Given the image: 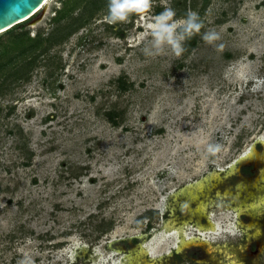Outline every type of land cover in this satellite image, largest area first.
<instances>
[{
  "label": "rangeland",
  "instance_id": "374dc122",
  "mask_svg": "<svg viewBox=\"0 0 264 264\" xmlns=\"http://www.w3.org/2000/svg\"><path fill=\"white\" fill-rule=\"evenodd\" d=\"M62 1L15 30L40 45L0 33V54L29 48L0 70V264H264L263 215L256 237L227 232L259 193L236 162L264 163V0H149L124 18L69 0L56 20ZM214 173L189 191L229 193L207 210L219 232L178 251L207 226L181 193Z\"/></svg>",
  "mask_w": 264,
  "mask_h": 264
},
{
  "label": "bare ground",
  "instance_id": "6f19581e",
  "mask_svg": "<svg viewBox=\"0 0 264 264\" xmlns=\"http://www.w3.org/2000/svg\"><path fill=\"white\" fill-rule=\"evenodd\" d=\"M47 1L48 0H45L44 2H42V4L32 14H30L29 17H27L25 19H22V20H26V19L32 18L36 14V12L39 10V8H41ZM22 20H20V21H22ZM258 142H259V140H258ZM260 143L261 142H259V144ZM252 151H253L252 149H249V152H252ZM251 157H253V154H250V153L249 154H246L245 153L244 155H242L240 157V160H238V162H236V164L239 163V162H241V161L247 160V159H249ZM232 168H233V166L231 167V170H232ZM201 180L202 181H200L198 183L191 184V185H187V188L183 189L184 192L181 193V194H185L186 193L187 195H192L191 192H192L193 188L194 189H197L198 188L201 191H203L202 190L203 189L202 188V185H203L204 182H207L208 180H209V183L210 182H213L214 183V182H220L221 181V179L219 177V173H214L213 175H210L208 178H202ZM263 182H264V172H262V174L259 177V179H257L256 182H255L256 183V188L259 191V193L257 195H252L249 198V201L248 202L246 201L247 203H245V204L243 202H242V204H240V202L238 200L235 201L237 206L234 207L232 209V211H233V214H234L235 221H236V223L238 225L235 228L236 229V232L230 231V229L227 230V232H228L229 235H234L235 233H237L238 231H240L239 226L244 227L246 230H254L249 235L250 238L256 237L259 234V231L256 230L255 223L254 224L253 223L252 224L249 223V224H246L245 225V224H243L239 220L242 217L241 215L243 213L249 215L251 219H254V217L261 216L262 214H264V185H262ZM198 186H200V187H198ZM191 188H192V190L189 191V189H191ZM192 196H194V195H192ZM225 196H228V194L226 193ZM192 199L195 200L196 197L194 196ZM198 206H200V202L198 203ZM200 207H202L201 209L205 212V210H206V203H205V205L203 204V206H200ZM202 210H199V211H202ZM231 228H233L232 224H231ZM196 231H199L198 234L205 237L204 240L202 238L201 239L191 238L189 235H185V234H177L176 237H175L174 243H173L174 246H175V248H177L178 251H181V250L186 249L188 246H194L195 244L196 245L197 244H202V243H204L207 240L208 235H206V234H214V235H217L218 232H219V229L217 228V225L211 221V215H210V216H208V224L205 227V229L204 228L203 229L202 228H197ZM200 240H202L203 242L202 241L200 242ZM166 246H168V245H166ZM146 253L148 255H150L151 254V251H148ZM154 260H158V259L155 257V258L152 259V261H154Z\"/></svg>",
  "mask_w": 264,
  "mask_h": 264
},
{
  "label": "flooded vegetation",
  "instance_id": "af4514ba",
  "mask_svg": "<svg viewBox=\"0 0 264 264\" xmlns=\"http://www.w3.org/2000/svg\"><path fill=\"white\" fill-rule=\"evenodd\" d=\"M263 152H264V149H263ZM238 164V166H239V175H240V177H244V176H246L247 175V177L248 178H251V177H254V171L256 170V171H258L257 172V175H255L256 176V178H254L253 179V187H255L256 188V180L257 179H259V177L261 176V174H262V172H264V163H262L261 162V159H259L258 158V156H257V153H255V154H253V157H251V158H249V159H247V160H244V161H241V162H239V163H237ZM260 166V167H259ZM228 169V168H227ZM253 173V174H252ZM221 177H223L224 175V178H225V180L226 179H228L229 178V176H231V175H226L225 173H223V172H221ZM233 175H235V174H233ZM220 177V179H221V181H223L222 179L223 178H221ZM202 178H204V177H202ZM216 183H218V182H216ZM262 185H264V182L262 183ZM233 185L232 184H230V188L232 187ZM239 187H240V185H238V186H236V188L237 189H239ZM214 188H215V186H213V185H210V187H209V190H210V192H212L213 190H214ZM257 189V188H256ZM229 194L227 191L225 192V194ZM225 194L222 192V193H220V191H218V193L217 192H215L214 193V196H213V194H211V193H209V194H203V197H202V200L201 199H195L196 200V202L193 200L192 201V205H194V204H197L196 205V207L195 208H198V203L199 202H203V204H205L206 203V205H207V209H206V215H205V213H204V211H197V210H195V208L194 209H191V210H193V211H191V215H192V212L193 213H199V214H202L203 215V217H205V220H206V223L208 224V216H207V214L209 213L207 210H209L210 208L212 209V208H214L215 206H216V203L213 201L214 200V198H218V199H221V200H223L224 198H226V196H225ZM211 195H212V197H211ZM257 195V194H256ZM228 196H230V195H228ZM227 196V197H228ZM211 199H212V201H211ZM182 209H186L185 207L183 208L182 207ZM178 211H182L181 209H179ZM175 214H177V213H175ZM175 214L174 215H172V216H175ZM185 214H188V213H185ZM263 216H264V214H262ZM261 215V216H262ZM207 216V217H206ZM242 217L240 218V221L243 223V224H249V223H255V224H257L256 223V221H255V218L254 219H251L250 218V216L249 215H247V214H242L241 215ZM185 218V217H184ZM247 218H249L250 220H249V223H245V222H248V219ZM188 218H186L185 220H187ZM189 220V219H188ZM243 220H245V221H243ZM188 223L189 222H192L191 220H189V221H187ZM249 231H251V232H253L254 230H249ZM246 234V233H245ZM247 235V234H246ZM255 245V244H257L256 242H255V240L253 241L252 240V242H250V244H248V245ZM256 246V245H255ZM174 253L175 254H178V252L176 251V250H174ZM173 256V255H172Z\"/></svg>",
  "mask_w": 264,
  "mask_h": 264
},
{
  "label": "water",
  "instance_id": "95a60500",
  "mask_svg": "<svg viewBox=\"0 0 264 264\" xmlns=\"http://www.w3.org/2000/svg\"><path fill=\"white\" fill-rule=\"evenodd\" d=\"M44 1L45 0H0V33L29 20L22 19L29 17V15Z\"/></svg>",
  "mask_w": 264,
  "mask_h": 264
},
{
  "label": "clouds",
  "instance_id": "9594fccd",
  "mask_svg": "<svg viewBox=\"0 0 264 264\" xmlns=\"http://www.w3.org/2000/svg\"><path fill=\"white\" fill-rule=\"evenodd\" d=\"M148 7L149 0H115L112 5V11L117 17L124 18L127 13L131 11L140 13L144 12ZM40 9L41 8H39V10ZM172 15V11H166L164 15L158 17V22L156 24L150 25V27H152L153 29H159V31H157L156 33L158 36H163L166 33H171V29L172 27H174V25L166 26L163 21L169 19ZM190 27L198 29L199 25H190Z\"/></svg>",
  "mask_w": 264,
  "mask_h": 264
},
{
  "label": "trees",
  "instance_id": "16d2710c",
  "mask_svg": "<svg viewBox=\"0 0 264 264\" xmlns=\"http://www.w3.org/2000/svg\"><path fill=\"white\" fill-rule=\"evenodd\" d=\"M67 1H69V0H65V2L64 1H62L63 2V4H65L64 6H62L59 10H57V12H58V14H56L55 16H54V18L56 19V20H58V19H61V17L62 16H64V14L67 16L68 14V12H69V8L67 9L66 8V2ZM70 1H76V0H70ZM61 2V3H62ZM65 7V8H64ZM24 23V22H23ZM24 24H22V23H20V24H17V25H15V26H13L12 28H10L9 30H7V31H5V32H3V34H6L7 36H12V37H14V38H16L15 39V44H14V46H18L19 44H23V47H24V43H30V48L33 46V45H31V43L33 42L34 44H37V43H39V45H40V43L42 42V40H41V38H36V37H33V39H31V38H27V39H24V36H23V34H21V35H16L15 34V30L16 29H18V28H21L22 26H23ZM3 34H1L0 35V37L3 35ZM17 36H18V38H17ZM47 39H49L50 40V38H47ZM29 46V45H28ZM14 51H16V47H7L6 48V50L3 52V53H1L0 54V70L2 69V66H4V65H6L8 62H14V61H16V59L18 58V57H20V54L22 53V55L26 52L27 53V51H29V48L27 49V50H21L20 51V53L19 54H12V53H14ZM4 59V60H3Z\"/></svg>",
  "mask_w": 264,
  "mask_h": 264
}]
</instances>
